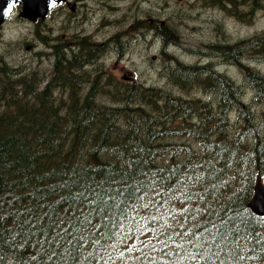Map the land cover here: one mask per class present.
<instances>
[{
  "label": "trees",
  "instance_id": "obj_1",
  "mask_svg": "<svg viewBox=\"0 0 264 264\" xmlns=\"http://www.w3.org/2000/svg\"><path fill=\"white\" fill-rule=\"evenodd\" d=\"M212 1L245 5L231 11L244 21L264 9ZM208 46L241 81L211 56L170 59L166 86L138 82L110 104L51 82L12 90L18 69L0 66V264H264L250 206L264 180V29Z\"/></svg>",
  "mask_w": 264,
  "mask_h": 264
},
{
  "label": "rangeland",
  "instance_id": "obj_2",
  "mask_svg": "<svg viewBox=\"0 0 264 264\" xmlns=\"http://www.w3.org/2000/svg\"><path fill=\"white\" fill-rule=\"evenodd\" d=\"M147 2V1H146ZM158 2V6L162 9L164 16H170V25H175L178 36L176 40L178 43H167L164 37V43L157 46L156 42L153 46L148 47L147 56H141L142 49L144 46L143 42H139L138 46H133L123 56L118 58L117 62L114 63L112 71L102 70L100 73L103 77L109 74L107 79V87L109 82L113 81L120 88L114 87V93L104 92L105 89L101 90L100 101L106 104H110L113 101V97L122 95L124 90H127V84L129 82L137 83V80L146 82V86L150 85H161L166 86L168 84V78L166 77V63L170 59H176L184 63L204 62L206 57L211 56L212 61L216 63V66L220 67L224 72L232 76L235 80H242V72L239 66L233 61H230L226 56L220 54L218 50L209 47L208 44L212 42H233L238 39L248 37L256 32L264 29V9H259L253 14V18L250 20H239L236 15L228 13V7L225 9L222 6H213V1L201 0V5L209 7V9H197L196 1L194 0H148V4ZM222 8V9H221ZM230 9L234 6H230ZM236 8H234L235 10ZM241 10V8H240ZM174 18V20H173ZM244 21V22H243ZM47 24L53 27H59L61 25V8L58 7L53 10L48 20H40L38 24H34L29 21L19 20L17 14L13 16L5 24L4 34L0 31V61L6 63L8 66H17L20 68V74H27L31 71H35L38 76L37 78L45 79L48 77L50 70V62L46 54L41 52H47L46 43H55L60 45L61 31L55 29L53 40L49 35L52 32H48V36L44 33L47 30ZM168 24V26H170ZM148 35H150L148 33ZM38 44L34 46L36 43ZM48 43V45H50ZM166 45V47H165ZM190 48L199 49L200 52H193ZM159 49L161 50L160 58L158 56ZM164 49V50H163ZM146 52V49H145ZM144 54V53H143ZM27 55L28 57H25ZM153 55H156L153 59ZM27 60L28 62H24ZM229 60V62L227 61ZM114 61H111V65ZM164 63V64H163ZM164 70V71H163ZM98 71V70H97ZM123 72L128 73V77L124 78L125 82L121 81ZM135 76L136 78H133ZM24 84L21 86L29 88L27 79L24 78ZM35 82L31 86H36ZM40 86V85H39ZM65 87V85H64ZM180 87L175 88L179 91ZM246 88V87H245ZM15 89V88H14ZM31 89H33L31 87ZM28 89L27 91H29ZM20 92H23L20 90ZM56 95L65 96L68 99L71 91L55 90ZM200 94L203 95L204 92ZM121 93V94H119ZM243 96L245 101L249 102L251 91L243 90ZM235 113H232V118ZM188 140V139H185ZM142 241H146L142 238ZM138 244V240L132 238H124L121 246L127 249H132Z\"/></svg>",
  "mask_w": 264,
  "mask_h": 264
},
{
  "label": "flooded vegetation",
  "instance_id": "obj_3",
  "mask_svg": "<svg viewBox=\"0 0 264 264\" xmlns=\"http://www.w3.org/2000/svg\"><path fill=\"white\" fill-rule=\"evenodd\" d=\"M146 1L148 2V0H65L60 6L61 25L48 27L47 24V32L48 29L52 32L49 35L51 40L55 35V29L61 31L59 49L56 46L58 44L49 43L50 40L46 43L50 62L48 81L52 76L58 77L56 88L63 92L66 89L72 94H99L105 89L104 86H106L104 92L114 93V87L118 89L120 86L112 84L107 87L109 74L103 77L100 72L112 71L118 58H123L129 49L138 46L139 42L144 43L141 53L143 57L147 56L148 47L153 46L155 42L158 47L159 44L163 47L165 31H169L165 30V25L168 26L170 23V16H164L162 11L164 7L160 8L158 2L148 4ZM195 1L197 9H209L212 6H202L201 0ZM217 5L213 3L215 7ZM12 18L13 15L10 19ZM8 21L0 26L3 35L4 31L6 32L4 26ZM37 44L38 42L34 46ZM160 53L159 49V58ZM155 57L156 55H153V59ZM111 61H114L112 66ZM62 74H65L63 83L59 84ZM127 77L128 73L123 72L120 80ZM121 93L127 94L129 91L124 90Z\"/></svg>",
  "mask_w": 264,
  "mask_h": 264
},
{
  "label": "water",
  "instance_id": "obj_4",
  "mask_svg": "<svg viewBox=\"0 0 264 264\" xmlns=\"http://www.w3.org/2000/svg\"><path fill=\"white\" fill-rule=\"evenodd\" d=\"M17 2L22 6L19 16L35 21L39 17L44 19L50 9L57 3H62L63 0H17ZM8 3L9 0H0V24L9 17L3 15V11L8 6ZM250 206L256 213L264 215V184L260 181L256 185L255 195L250 202Z\"/></svg>",
  "mask_w": 264,
  "mask_h": 264
},
{
  "label": "clouds",
  "instance_id": "obj_5",
  "mask_svg": "<svg viewBox=\"0 0 264 264\" xmlns=\"http://www.w3.org/2000/svg\"><path fill=\"white\" fill-rule=\"evenodd\" d=\"M16 2L17 0H9L8 6L3 11L5 17L9 16Z\"/></svg>",
  "mask_w": 264,
  "mask_h": 264
},
{
  "label": "bare ground",
  "instance_id": "obj_6",
  "mask_svg": "<svg viewBox=\"0 0 264 264\" xmlns=\"http://www.w3.org/2000/svg\"><path fill=\"white\" fill-rule=\"evenodd\" d=\"M210 1H212V0H210ZM220 6H222V7H224L225 9L228 7V6H224L222 3H220ZM42 55H43V53H41ZM54 80H55V76H52L50 79H49V81H47L46 82V86L51 82V83H53V86H51V88L50 89H53V88H55V87H57L58 85H54ZM171 80V79H170ZM33 82H37V81H33ZM180 84V83H179ZM178 85V84H177ZM31 88V85L29 86V88H26L27 90L28 89H30Z\"/></svg>",
  "mask_w": 264,
  "mask_h": 264
}]
</instances>
